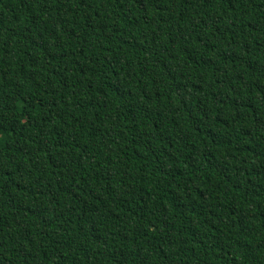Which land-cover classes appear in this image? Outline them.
<instances>
[{
    "label": "trees",
    "instance_id": "16d2710c",
    "mask_svg": "<svg viewBox=\"0 0 264 264\" xmlns=\"http://www.w3.org/2000/svg\"><path fill=\"white\" fill-rule=\"evenodd\" d=\"M0 264H264V0H0Z\"/></svg>",
    "mask_w": 264,
    "mask_h": 264
}]
</instances>
